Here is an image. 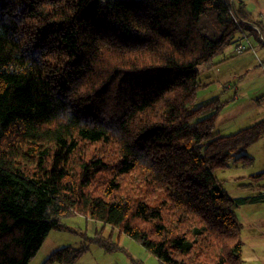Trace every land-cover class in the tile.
Masks as SVG:
<instances>
[{"label": "trees", "instance_id": "obj_1", "mask_svg": "<svg viewBox=\"0 0 264 264\" xmlns=\"http://www.w3.org/2000/svg\"><path fill=\"white\" fill-rule=\"evenodd\" d=\"M253 25L233 0H0V264H30L76 215L162 264H243L237 210L264 186L232 198L215 172L254 164L264 120L222 135L223 104L198 91Z\"/></svg>", "mask_w": 264, "mask_h": 264}, {"label": "rangeland", "instance_id": "obj_2", "mask_svg": "<svg viewBox=\"0 0 264 264\" xmlns=\"http://www.w3.org/2000/svg\"><path fill=\"white\" fill-rule=\"evenodd\" d=\"M233 1L237 8L243 5L248 22L260 29L256 33L239 31L236 35L238 42L219 55L216 66L205 71L202 67V88L198 91L199 102L218 99L223 104L216 131L226 136L264 120V0ZM239 44L247 46L242 54L234 51ZM244 152L253 157V165L232 164L228 169L215 172L232 198L251 196L258 191V188L251 190L242 185L264 186L263 177L259 181L252 178L264 173V136ZM237 218L243 225V264H264V203L240 207ZM64 222L68 229L51 231L30 264H44L52 253L68 247H87L74 264H162L140 243L117 231L110 233L111 227L101 222L81 215L64 219ZM98 233L104 237L114 236L121 249L107 252L91 242Z\"/></svg>", "mask_w": 264, "mask_h": 264}, {"label": "built area", "instance_id": "obj_3", "mask_svg": "<svg viewBox=\"0 0 264 264\" xmlns=\"http://www.w3.org/2000/svg\"><path fill=\"white\" fill-rule=\"evenodd\" d=\"M253 27L257 30L258 28L256 26L253 25ZM247 50V46H243L241 44H239L237 47H236V52H238L239 54H242L244 53L245 51Z\"/></svg>", "mask_w": 264, "mask_h": 264}, {"label": "crops", "instance_id": "obj_4", "mask_svg": "<svg viewBox=\"0 0 264 264\" xmlns=\"http://www.w3.org/2000/svg\"><path fill=\"white\" fill-rule=\"evenodd\" d=\"M251 24H253V23H251ZM254 25H255V24H254ZM255 26L258 28L257 25H255ZM258 29H259V28H258ZM258 29H257V30H258ZM255 30H256V29H255ZM234 51H235V53H236V50H234ZM203 68H205V69H204V71H205V70L208 69L209 67H203ZM210 68H211V67H210ZM202 72H203V70L201 71V73H202ZM261 97H262V96H261ZM261 97H260V98H261ZM262 101H263V100H261V102H262ZM263 136H264V135H263ZM263 136H262V137H263ZM242 207H243V206H242ZM243 253H244V249H243Z\"/></svg>", "mask_w": 264, "mask_h": 264}]
</instances>
